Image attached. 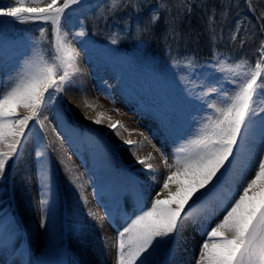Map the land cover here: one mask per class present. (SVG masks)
Returning <instances> with one entry per match:
<instances>
[{
    "label": "snow or ice",
    "instance_id": "obj_1",
    "mask_svg": "<svg viewBox=\"0 0 264 264\" xmlns=\"http://www.w3.org/2000/svg\"><path fill=\"white\" fill-rule=\"evenodd\" d=\"M80 2L10 0V6L0 7V17L19 22L42 21L51 25L54 34L50 58L39 47L35 48L23 68L6 86H0V175L19 152L29 122L37 121L43 127L42 110L56 95L63 93L71 77L80 72L79 51L62 26L66 12ZM129 4L130 0H108L97 22L106 24L109 16ZM222 7V18L226 19L227 8ZM159 8L170 11L167 0H163ZM186 10L191 13L190 7ZM248 10L254 14L256 24L252 26L254 31L250 36L246 28L244 34L248 39H254L255 29L264 34V9L257 10L249 4ZM158 19L159 13L154 12L152 24ZM214 20L215 14L209 17L210 25ZM246 22L251 23L243 17L235 21L232 40L240 36L241 25ZM209 31L214 32V29L210 27ZM86 34L81 21L80 30L74 36ZM46 35L47 30L41 29V39ZM177 35L170 27L164 39H176ZM245 42L241 37V47ZM255 54L254 61L245 56L229 63L231 57L221 60L214 53L213 71L221 76L213 78L212 86L200 87L205 88L204 96L214 93L217 99L205 100L209 113L195 133L174 150V163L169 164L167 157L164 158L168 174L162 190L166 191V196L162 199L158 193L150 207H141L140 214L118 233V264H148L145 254L154 250L164 238L179 234L190 220L211 224L220 213H223L222 219L214 222L205 233L197 264H264V116L257 119L259 113H264V39L260 40ZM193 60L189 59V65ZM224 81L230 84V91L223 89ZM20 109L26 110L27 114L21 115ZM105 120L117 136L121 128L126 129L123 122L112 121V117L103 112L93 118L95 124H104ZM257 125L261 130L259 153L251 146V132ZM124 143L134 155V150L143 146L131 139ZM50 146L51 143L46 141L44 149ZM39 155L43 156L44 152ZM136 159L150 172L156 171L150 162L151 155ZM42 178L45 184L50 182L47 172ZM194 196L196 201L189 206ZM46 203L42 201V204ZM186 206H189L187 211Z\"/></svg>",
    "mask_w": 264,
    "mask_h": 264
},
{
    "label": "rangeland",
    "instance_id": "obj_2",
    "mask_svg": "<svg viewBox=\"0 0 264 264\" xmlns=\"http://www.w3.org/2000/svg\"><path fill=\"white\" fill-rule=\"evenodd\" d=\"M200 1L201 0H190L186 4L185 0H167L170 7V11H167L159 8V4L163 2V0H130V4L127 8L118 11L114 16H109L107 23L104 24L102 22H97V17L105 11L108 5V0H92L86 8L82 10V13H77L73 17L72 12H69L65 16V21L62 22L63 30L69 34V39L72 44L79 50L78 65L80 72L77 73L75 77H77L80 82H77L75 86L72 85L73 87L65 86L63 93L56 95L55 99L48 103L42 110L40 120L43 121V127H41L37 121H30L29 127L26 129L25 137L29 134L35 135L37 138L35 151L37 152L45 153L47 151L44 149L43 145H40L41 140L43 141L44 137H47L53 149L61 151L65 155L69 153V158H72L73 167L78 164L83 170H80L77 173L79 179L77 186L80 187V189L87 192L88 188L90 189L91 186L103 185L105 182H110L112 179L110 178L108 171L116 170L122 172L127 165H136V158L142 156L140 152H137L135 155H132V153V156H130L128 153H125L129 152L130 148L128 146L122 148L123 150H119L116 147V143L118 140H123L122 136H125L128 133V129L138 130L139 132L135 131L137 138L144 139V136L141 135L140 137L139 135L143 134L145 135V138L148 137L154 140L152 145L148 147L151 149V152H153V154H151L153 159L150 162L152 164L159 163L165 169L166 165L164 163V158L167 157L169 164L174 163V150L195 133L199 128L202 119L209 113V110L205 107V100L211 101L217 99L216 94L213 93L204 96L203 93L205 88L202 87L203 90L196 92L193 96L185 95V93H183L184 91L180 90L179 93L182 94H179L178 98H173L165 92L163 87H160V85L159 87L157 86V81H154L155 77L151 76L149 71H138L135 66H132L126 61L121 51H118L128 45L125 48L129 52L136 54L139 63L147 62V59L151 56L153 51H160L162 55L165 54L166 56L168 54L184 55V53L191 51L192 47L189 46L188 49H183L178 46L179 43L189 40L191 41V37L181 34L182 21L188 20V18H190V16L196 11L203 13L204 17V19L200 21L201 28L199 30L203 29L205 34L208 36L210 35V42H218L219 31L216 30L210 32L204 27L209 23L210 15L208 16L207 14L212 13L220 16L222 15L224 7L222 11L213 9L207 13L205 8L200 6ZM181 3L186 7H181V12L175 11L172 5L181 6ZM8 4H10V1L4 0L0 3V7L8 6ZM198 4L199 8L197 7ZM188 7L191 8V13L186 10ZM154 12L159 13V19L153 25L151 17ZM83 14L84 16L81 17L80 15ZM85 15H88L89 17L88 25L84 20ZM232 18L233 14L228 17L227 21ZM0 19L15 20L10 17H0ZM81 21L85 25V31L87 34L83 37H75L74 33L80 30ZM33 22L37 24H34ZM29 23L32 24L31 27L33 29L39 31L40 36H38L37 41L29 38L27 35H18L12 38L8 34H0V47H4L3 45L7 44H20V48L25 52V59L28 60L37 46L34 45L38 44L41 46L40 43L45 41V38L41 39V29H46L48 35V25L51 26L42 21H31ZM248 25L250 27L249 30L253 31V24ZM170 27L174 29V32L178 35L176 39L165 40V34ZM196 31L198 30H195V32ZM228 35V32H226V36ZM213 36L217 38L213 39ZM52 38L54 40V34H52ZM154 38H157V45H154L151 48L147 47V43H145L144 40H152ZM101 41H103L107 47L100 45ZM237 54L238 53H235V55ZM51 56L52 55L48 57L50 58ZM158 57L161 56L156 54L152 55L153 61L162 68V62ZM179 60H182V57H180ZM209 62V60L203 62V65L197 63L199 70H195L194 67H192L191 70H188L186 82H189L190 86L193 82L201 83V85L204 86H212L213 78H219L221 76V73L213 71L212 64L215 63V61L212 60L211 63ZM165 66H167V69L175 67L174 64H167ZM83 69H85L86 72H88V70L92 71L95 77L94 81H96L97 86L102 88V92L98 96H95V98L100 105L107 108V110L113 114L112 121L118 119L126 125V129L121 128L119 130L123 131L121 136L115 135L114 138L113 134L109 137L110 140L112 139L109 143L100 137L99 134L106 135L107 133L102 130V127L105 128L104 126H101L102 124H95L93 122V118L95 117L94 114L90 115L86 112L75 111L76 114L80 115L82 118L80 121L82 123H80L74 118V113H71V115L68 113V102L72 99L71 95L82 94V82H84L83 78H85L84 72H82ZM16 73H13L9 77H5L1 86H6L7 83L10 82V78L14 77ZM222 83L223 89L225 91H230V84L227 81ZM215 86L219 87L220 85ZM127 87L134 88L131 94L134 99L133 103L141 104L142 107L139 108L138 106L131 105V108L134 109L133 112L124 114L121 113L120 110L117 111V109L121 106L120 103L122 100H125V97L122 96V92ZM91 91L92 89L90 88V92ZM19 111L25 112L26 110L20 109ZM261 116H264V113H259L257 119ZM108 123L109 121L105 126H107ZM58 126L65 129V139L63 138L64 133L62 134V132L57 130ZM69 128L74 131L70 132L68 130ZM83 128L91 133L86 140L90 142L89 146H84L83 142L85 141H82L83 138H80L81 133H83ZM164 130H167V132L164 133ZM260 132L261 130L258 125L252 129V142L255 141L254 135L256 136ZM123 143L124 142H118V144ZM137 149L140 150V148ZM145 149L146 148H143L141 150L146 152L144 151ZM257 151L259 153L258 149ZM94 152L97 153L94 154ZM45 155L41 156L42 162H45ZM13 164L16 165L15 163ZM100 168L105 169V173L103 174L104 178L96 177ZM135 171L137 172V170ZM147 173L148 171L141 169L140 174L142 176L147 175ZM165 175L163 176L162 174L159 178H163L164 180L166 177ZM248 178H251V174ZM131 181L136 185L139 184V182ZM2 185H4V183H2ZM49 192L54 198H56V191L53 188H51V191ZM89 195L91 194L89 193ZM37 198L41 199L39 197ZM88 198L90 199L89 196ZM42 199H44V197ZM36 202L37 200L34 201V204H36ZM148 202L151 205V201ZM59 208L60 205L57 207V213L55 216L58 223L60 218ZM96 208H98V206H94V204L89 201L86 210L89 213L95 214L97 212ZM17 209H19V206L16 207V210ZM138 212L140 213V210ZM134 218L135 216L131 215L121 221L107 222L99 217L97 225L103 229V232L98 234L99 239L94 241L92 245L97 249H99L101 245H104V249L107 253L102 260L105 263H112L113 261L118 260V233L130 223L131 219ZM45 220L46 213L42 215V221L44 222ZM56 220L54 224H52V227L53 225H57ZM11 225V223H6L7 227H11ZM110 227L114 228L115 242L113 244H107L106 242ZM64 235L65 240L67 239V243H72L68 230ZM60 253L61 257L64 259H68L70 255L66 250L60 251Z\"/></svg>",
    "mask_w": 264,
    "mask_h": 264
},
{
    "label": "bare ground",
    "instance_id": "obj_3",
    "mask_svg": "<svg viewBox=\"0 0 264 264\" xmlns=\"http://www.w3.org/2000/svg\"><path fill=\"white\" fill-rule=\"evenodd\" d=\"M88 1L90 0H81L80 3L83 5ZM0 59L3 62H13L12 56L3 52H0ZM82 72H84L85 75V78H83L84 82H82V94L71 95L72 99L68 102V113H70V115L74 113V118L79 122L82 118L80 115H77L75 111L86 112L90 115L94 114L95 117L98 113L103 112L106 116L113 117V114L108 111L107 108L100 105L95 98V96H98L102 92V88L97 86L96 81H94L95 77L92 71L88 70V72H86V70L83 69ZM77 82L80 81L74 75L70 79V84L66 86L73 87ZM1 83L2 79H0V86ZM90 88L92 89L91 92ZM120 104L119 110L121 113L126 114L133 112L134 109L131 108L130 104V106L124 102ZM20 113L21 115L27 114L26 111H20ZM107 122L108 121L105 120V123L101 125L105 127H102V130L107 134L99 135L104 141L109 143V141H112L109 137L114 134L113 136L115 138L116 134L108 126H105ZM57 130L62 132V134L64 133L63 138L65 139V129L58 126ZM68 130L70 132L74 131L70 128ZM135 131L139 132L138 130L128 129V133L126 131L127 134L122 136L123 140H118V142L122 143L126 139L141 142L143 145L142 148L139 147L140 150H134L135 154L137 152L141 153L142 156H140V158L148 157L153 154L148 147L152 145L154 140L148 137L145 138L143 134L139 135L140 137L141 135L144 136V139L137 138ZM82 132L80 138H86L85 136L89 137L91 134L85 128H83ZM166 132L167 130H164V133ZM122 133L123 131H120V136ZM260 139L261 132L256 136L254 135L255 141H251V146L260 150ZM46 141L50 142L47 137H44L40 145L44 146ZM36 142L37 138L34 134L26 136L22 143L23 150L9 161L3 175H0V229L3 219L6 218L12 222L15 228L7 229L4 232V236L0 239V264H118V260L112 263H105L102 260L107 253L104 249V245H101L99 249L92 245L94 241L99 239L98 234L103 232V229L97 225L99 217L102 220L108 217L107 211L102 209L96 208L97 212L92 215L86 210L89 201L94 204V206H97V203L101 205L104 204L103 202H99L96 198H93V200L88 198L89 193H93V191L96 196V194L100 192L98 188L93 190L91 186L86 192L77 186L79 180L77 179V173L82 169L78 164L73 167L72 158H69V153L65 155L61 151H57L50 146L45 152L47 161L42 162L41 155H39L40 152L35 151ZM118 142L116 143V147L119 150L127 146L125 143L118 144ZM143 148H146L144 150L146 152L141 150ZM96 153L97 152H94V154ZM125 153H128L130 156L134 155L132 154L133 151L130 149L129 152ZM259 158L260 156L257 155V159ZM14 162H16V165H13ZM140 165L139 163H136V165H127L122 172L116 170L108 171L110 178L116 179L115 191H117L120 196V192L123 189L121 186L123 182L126 180H140L139 183L145 186V190H142L139 194L140 196L148 199V201H152L159 193L160 197L163 199L167 193L162 190L164 180L159 177L162 174L163 176L165 174L167 175V168L164 169L159 163H153L156 171L150 172L143 165ZM141 169L148 171L147 175L142 176L140 174ZM135 170H137L138 173ZM45 172L50 176V182L47 184L44 183L42 178V174ZM104 173L105 169L100 168L96 177L104 178ZM2 183H4V185H2ZM51 188L56 191V198L50 194L49 191H51ZM199 195L200 193H197V196ZM43 197L44 199H42ZM83 197H86V199ZM114 199H116V196ZM195 199L196 196L193 197L192 201H189V206L192 205ZM33 200H37L36 204H34ZM42 201H47V203L42 204ZM148 201L143 203L142 207H149L150 203ZM58 205H60L59 223L55 217ZM15 206H19V209L16 210ZM189 206H186L185 211L188 210ZM45 213L46 220L43 222L42 215ZM138 214L140 213L136 215ZM222 216L223 213H220L216 217V221L222 219ZM55 220L57 225H53L52 227ZM214 222L209 224L202 220V227H199L195 231H189L188 235L183 239L185 244L184 247L182 243L175 244L176 234L164 238L163 241L166 239L164 242H160L154 247V250L150 249L149 253L145 254L148 264H197L201 245L206 239L205 233L210 230L211 226H214ZM67 230L71 236L70 239L72 243H67V239L65 240L64 234ZM17 236L18 239L14 240ZM106 242L107 244H113L115 242L113 232H109ZM173 245H175V248H178L177 252L174 254L173 250L175 248L172 249ZM63 250H66V252L70 254L68 259L61 257L60 251ZM170 256L172 259H170Z\"/></svg>",
    "mask_w": 264,
    "mask_h": 264
},
{
    "label": "trees",
    "instance_id": "obj_4",
    "mask_svg": "<svg viewBox=\"0 0 264 264\" xmlns=\"http://www.w3.org/2000/svg\"><path fill=\"white\" fill-rule=\"evenodd\" d=\"M2 0H0L1 2ZM188 1L190 0H185V3L187 4ZM200 6L205 8L206 12L208 13L210 10L212 11L214 10H218V11H222L223 7L222 6H226L227 8V12H232L230 16H232L233 14V18L230 19L229 21L226 22V19L222 18V15L219 17L217 14H215V20H218V22L212 23L210 25V23H208L204 28L208 29L211 27L212 29H214V31L216 29H222V32H224L223 34H226V32L228 31L229 33V37L231 39V35L232 33L235 31V21L241 17L246 18V20L250 21L251 23H244L241 26L240 29V36L236 39L233 40V42H226L224 43V41L227 39L226 35L223 36V34L221 35V39H222V44L218 45V43H220L221 39L218 42H210V35L208 36L207 34L204 33L203 29L199 30L201 28L200 26V21H202V19H204L203 17V13H200L199 11L194 12V14H192V16H190V18H188V20L182 21V31L181 34L185 35V36H189L191 37V41H186V42H182L179 43L178 46L181 48H186L188 49L189 46L192 47V50L190 52H188L189 54H193L192 56L194 57V59L196 58V60L193 61V63L191 64L192 67L195 68V64L196 62H200L202 60H213V56H214V49H215V45H217V51H224L226 54L229 55V57L233 58L235 55H233V49H236L237 46H240V38H244L246 40V42L243 44V46L239 49V50H244V52H246L248 55V58L252 59L249 55L254 56V59L256 58V54H255V50L258 47L260 40H262L263 36L258 32V28L256 29V36L254 39H248V36L251 34H248V36H245L244 34V29L249 28L248 24H256V20H255V16L253 13H251L248 10V5L251 4L253 7H255L257 10L260 9H264V0H201L200 2ZM173 9L177 12H181L180 8L181 7H186L184 4L181 3L180 5H172ZM197 7L199 8V4L197 5ZM234 10V11H233ZM224 11V10H223ZM258 14V12H257ZM210 16H213V14L211 13ZM179 23V22H178ZM195 30H198L195 32ZM21 31V30H20ZM224 43V44H223ZM184 57V55L182 56ZM199 57V58H197ZM148 60H152V59H147ZM160 61L166 64H173L176 63L177 67H174V69L171 72H166V74L168 76H170L171 78H173L175 81H177L180 86H185V79H184V74L185 71L182 69V67H180L179 65H185L188 68L189 62L187 60H183L179 62V59L174 55V54H170L169 56H162L160 58ZM179 62V63H178ZM163 65V64H161ZM190 66V67H191ZM164 66L163 69H165ZM188 70H191V68H189ZM182 83H181V81ZM195 84V82L192 83V85Z\"/></svg>",
    "mask_w": 264,
    "mask_h": 264
}]
</instances>
